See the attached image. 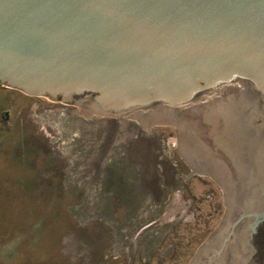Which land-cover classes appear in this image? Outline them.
Returning <instances> with one entry per match:
<instances>
[{
	"label": "water",
	"instance_id": "95a60500",
	"mask_svg": "<svg viewBox=\"0 0 264 264\" xmlns=\"http://www.w3.org/2000/svg\"><path fill=\"white\" fill-rule=\"evenodd\" d=\"M0 84L174 126L225 209L189 264H264V0H0Z\"/></svg>",
	"mask_w": 264,
	"mask_h": 264
},
{
	"label": "rangeland",
	"instance_id": "374dc122",
	"mask_svg": "<svg viewBox=\"0 0 264 264\" xmlns=\"http://www.w3.org/2000/svg\"><path fill=\"white\" fill-rule=\"evenodd\" d=\"M0 84V264H189L219 183L174 126L119 122Z\"/></svg>",
	"mask_w": 264,
	"mask_h": 264
},
{
	"label": "bare ground",
	"instance_id": "6f19581e",
	"mask_svg": "<svg viewBox=\"0 0 264 264\" xmlns=\"http://www.w3.org/2000/svg\"><path fill=\"white\" fill-rule=\"evenodd\" d=\"M79 112L82 113L83 115L87 116V117H91L92 116L91 112H87V111H83V110H80Z\"/></svg>",
	"mask_w": 264,
	"mask_h": 264
}]
</instances>
